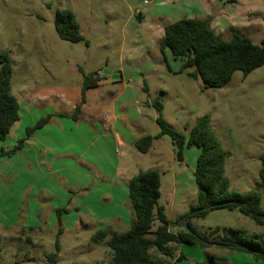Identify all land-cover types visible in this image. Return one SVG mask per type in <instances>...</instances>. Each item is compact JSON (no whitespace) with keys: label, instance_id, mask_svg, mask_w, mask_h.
Here are the masks:
<instances>
[{"label":"rangeland","instance_id":"1","mask_svg":"<svg viewBox=\"0 0 264 264\" xmlns=\"http://www.w3.org/2000/svg\"><path fill=\"white\" fill-rule=\"evenodd\" d=\"M63 8L75 13L85 40L71 42L59 36L55 18ZM160 9V5L142 0H0V49L10 52L13 93L23 107L22 119L14 124L6 139L0 140V264H48L46 256L56 251L57 240L59 264H107L112 257L109 237L100 243L92 242L91 237L99 230L121 232L130 226L134 210L126 184L131 175L145 166L141 160H135L133 167L121 165L117 180L104 177L97 172V143H79L81 136L71 122L64 125V131L55 137L58 143L50 148H44L46 142L38 143L44 133L39 128L31 135L34 145L2 154L26 137L27 127L49 110L68 114V89L78 90L84 75L99 69L106 81L110 80L108 69L126 70L129 66L131 71H142L143 75L135 79L138 87L133 89L134 99L144 96L141 87L146 79L152 98L164 104L168 124L186 135L201 118L208 117L227 152L225 175L231 188L239 192L260 190L264 207V185L259 175L260 156L264 154V65L247 76L236 71L223 87L204 89L201 78L179 72L182 62L175 60L169 49L165 50L170 65L167 69L159 43L144 39L145 28L139 19ZM261 24L254 22L256 31L262 30ZM237 30L252 36L247 28ZM221 37L230 40L233 31L224 28ZM35 86L45 89L39 95L45 97V111L39 107L29 114L25 99ZM109 88L117 89L109 84L102 91L108 93ZM162 90L166 93L162 94ZM149 107L145 122L139 120L144 130H138V120L136 127L133 122L130 124L138 137L160 130L155 121L156 109ZM54 122L52 130L58 128L55 125L59 121ZM173 149L170 135L155 140L149 164L160 173L169 170L165 172L167 178L175 167L176 189L173 191L171 186L167 192L166 183L162 203L167 206L170 229L178 232L186 229L182 220L197 206L194 170L200 149L186 147L183 161L174 157ZM102 150L113 163L121 151L118 143H107ZM158 150L164 156L161 163L155 155ZM58 209H62L60 214ZM191 223L210 240L231 234L232 228H240L248 236L264 234V225L238 209L213 210L204 218L191 219ZM173 245V256H165L169 264H205L208 254L223 256L227 264H264V260L249 253L232 252L217 245ZM151 252L160 255L156 248ZM180 253L184 257L177 260Z\"/></svg>","mask_w":264,"mask_h":264},{"label":"trees","instance_id":"2","mask_svg":"<svg viewBox=\"0 0 264 264\" xmlns=\"http://www.w3.org/2000/svg\"><path fill=\"white\" fill-rule=\"evenodd\" d=\"M233 1V0H228ZM55 27L59 36L71 42L85 40L80 31V23L75 13L69 8L58 10ZM89 44V41L86 40ZM167 66L165 55L169 49L175 60L182 62L179 72L189 70L188 74L203 80L204 89L223 87L228 84L236 71L244 76L264 65V37L259 43L248 35L233 31V38L223 39L212 28L208 20L195 17L180 18L165 26V34L159 41ZM13 63L10 52L0 49V140L6 139L11 127L20 119V103L13 93ZM98 73V72H97ZM96 72L84 75L82 101L86 100V90L96 86L99 79ZM145 91L148 92V89ZM157 111L156 123L160 130L156 135L146 134L135 141V146L143 153L148 152L155 138L170 135L178 161H183L186 147L197 146L200 153L197 157L194 176L197 185V206L187 213L182 223L186 229L173 232L167 207L161 202L162 180L156 168L141 170L131 177L128 183V197L134 210L130 226L124 231L99 230L91 241L100 243L107 240L112 249V257L107 264H169L162 256H173L176 247L173 244H198L207 248L215 243L232 252H246L255 259L264 260L263 233L246 235L240 228H232L231 234L214 240L208 239L192 225L191 219L204 218L209 212L217 209H238L242 214L251 217L257 224L264 225V207L261 206L262 193L258 189L239 192L230 186L225 175L227 152L223 143L211 126L208 117L201 118L186 135L183 131L171 127L164 117V105L160 100H153ZM81 105H77L73 117L78 120ZM52 115L42 116L33 126L26 129V137L9 151L12 154L23 148L25 141L36 129L49 124ZM259 170L261 184L264 185V154L260 156ZM62 209H58V214ZM156 248L160 255H153ZM59 241L56 251L47 254L48 264H59ZM180 253L177 260L182 259ZM205 264H227L225 258L218 254H208Z\"/></svg>","mask_w":264,"mask_h":264},{"label":"crops","instance_id":"3","mask_svg":"<svg viewBox=\"0 0 264 264\" xmlns=\"http://www.w3.org/2000/svg\"><path fill=\"white\" fill-rule=\"evenodd\" d=\"M151 2L155 6L160 5L161 9L158 12H155V14L152 11H149L144 17H142V19H139V24L145 28L144 39L149 42L152 41L158 44L165 34V26L184 17H195L208 20L211 23L212 28L220 36L224 28L230 31H238L237 29L244 27L247 28L248 33L252 35L249 37L254 42L259 43L264 37V0H233L231 2L228 0H151ZM237 9H239V11ZM256 21L262 22L261 25L263 28L261 31H256L258 29V26L254 25V22ZM240 24L242 26H239ZM122 52L121 55L122 58H124L125 48L122 49ZM127 67L126 70L124 68L122 70L118 69L114 71L108 69L107 74L110 75L109 81L102 80L105 74H101V69L96 71L95 76L96 78L98 77L99 81L96 86L90 87L86 90V100L84 102H81L83 85L78 88V90L68 89L67 99L70 101L68 105L71 107V110L67 112L68 114L62 115H58L56 112L55 114L52 110H49L46 115H52V121L46 126L40 128L44 133L40 136L38 143L46 142L44 148L54 146V143H58V141L55 140V137L64 131L65 124H70L71 122V124L76 126L78 131H76L77 135L81 136V138H79L80 142L78 139L79 143H97V172L104 177H110L113 180H117L121 165H125V167H133L135 160H141L145 166L131 175L129 180L139 171L154 167L149 164L152 154L150 151L151 149L148 152L143 153L135 146V144H133L138 138L146 134L138 137L133 127L138 120L139 123L136 125L138 130L145 129L143 123L139 120L145 122V111L150 108L149 106L155 108L152 105V101L157 99L152 98L150 87L146 79L144 80V86H140L141 90L144 92V96H141L139 99H134L135 93L133 89L137 86L135 79L142 76L143 72H134L130 70L132 69L131 67ZM167 69L170 68L168 67ZM185 71L188 74L189 70ZM171 72H173V70ZM109 84H114L117 89L112 90L109 88L108 93H104V88ZM145 86L146 89H148V92L145 91ZM44 90L43 87L35 86L32 93L25 99V107L29 111V114L36 112L39 107H42L41 110L43 112L45 111L43 109L44 103L46 102V100H44L45 97L39 96ZM165 93L166 91L164 92L162 90V94ZM79 104L81 105V112L78 115V120H75L73 113L76 106ZM22 108V103H20V119L18 121L22 119ZM34 115L35 114H33V116ZM156 117L157 111L155 121ZM36 119L38 118L36 117ZM55 119L59 121L57 125H55L58 128L55 127L56 130H52L51 128H53ZM132 122L134 126L130 125ZM53 133L55 134L52 135ZM156 134L157 133L151 135ZM158 139L160 138H155L154 141ZM35 143L34 139L30 137L26 140L24 146L34 145ZM107 143H118L121 149L120 154L114 163L102 150L103 145ZM99 152L100 154L98 155ZM172 152L175 157V149H173ZM155 155L159 163H161L164 156L160 153V150H158ZM172 169L173 171L170 178L166 177L165 172L167 169L162 170V173H160L162 180L161 202L162 198L165 196L163 187H165L166 183L168 187L167 192L171 191V186H174L173 191L176 189L177 176L174 171L175 167ZM163 173L165 177L162 176ZM127 184L126 187H128ZM171 193L172 192H170V194ZM163 204L166 206L165 203ZM211 245L214 246L217 244L213 243ZM177 257L178 255L176 258Z\"/></svg>","mask_w":264,"mask_h":264},{"label":"built area","instance_id":"4","mask_svg":"<svg viewBox=\"0 0 264 264\" xmlns=\"http://www.w3.org/2000/svg\"><path fill=\"white\" fill-rule=\"evenodd\" d=\"M145 4H148L151 2V0H142Z\"/></svg>","mask_w":264,"mask_h":264}]
</instances>
